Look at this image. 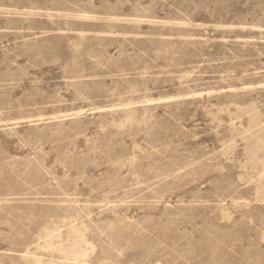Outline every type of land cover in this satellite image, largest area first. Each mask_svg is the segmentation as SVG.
<instances>
[{
    "label": "rangeland",
    "instance_id": "374dc122",
    "mask_svg": "<svg viewBox=\"0 0 264 264\" xmlns=\"http://www.w3.org/2000/svg\"><path fill=\"white\" fill-rule=\"evenodd\" d=\"M0 264H264V0H0Z\"/></svg>",
    "mask_w": 264,
    "mask_h": 264
}]
</instances>
